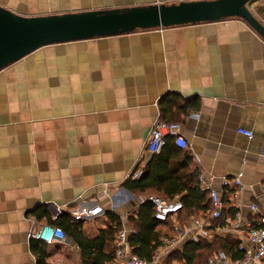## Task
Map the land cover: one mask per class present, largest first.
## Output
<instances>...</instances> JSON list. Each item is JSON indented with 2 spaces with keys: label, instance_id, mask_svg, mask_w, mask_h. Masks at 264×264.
I'll return each mask as SVG.
<instances>
[{
  "label": "crops",
  "instance_id": "obj_1",
  "mask_svg": "<svg viewBox=\"0 0 264 264\" xmlns=\"http://www.w3.org/2000/svg\"><path fill=\"white\" fill-rule=\"evenodd\" d=\"M180 1L192 0H0V6L35 16ZM248 7L264 25V0ZM171 94L198 103L181 120L191 170L219 192L222 177L242 171V215H250L251 202L263 210L264 38L246 21L229 17L50 43L0 69V264H38L33 230L63 213L73 216L75 208H103L77 218L95 238L111 224L108 211L129 229L139 203L151 193L165 197L122 183L149 159L145 139L161 117V99ZM168 221L156 227L161 240L172 234ZM43 244L45 264H81L68 233ZM176 249L155 264H181L169 257Z\"/></svg>",
  "mask_w": 264,
  "mask_h": 264
},
{
  "label": "trees",
  "instance_id": "obj_2",
  "mask_svg": "<svg viewBox=\"0 0 264 264\" xmlns=\"http://www.w3.org/2000/svg\"><path fill=\"white\" fill-rule=\"evenodd\" d=\"M178 98L180 99L179 95L171 94L166 102L164 98L161 99L162 119L181 122L192 109L198 107L195 100L182 98L179 100ZM149 156L142 166L141 174L133 178L131 173L122 183L123 187L139 192L155 188L165 196L163 199H172L174 195H180L183 206L177 216L182 223L200 211L212 210L213 206L206 192L197 183V170H191V156L188 150L176 145L173 138L167 136L162 151ZM226 196L225 192V199ZM154 211L155 207L152 202L145 199L138 204L135 212L128 216L132 229L128 235L129 244L134 253L147 261L153 259L157 247L162 243L160 233L156 230L161 221L155 218ZM229 212L233 214L234 208ZM107 215L111 224L101 228L95 238L85 235L80 229L79 219L69 214L63 213L55 220H50V223L62 227L64 232L68 233L78 244L81 251V264H108L114 259L116 235L123 226L117 214L108 211ZM238 244V238H223L215 235L211 242L204 238L197 242L186 241L180 248L172 251L169 257L176 258L181 264H208L209 258L219 250H224L233 257L240 256L242 252L238 251ZM31 245L37 255L38 264H45L46 245L33 236Z\"/></svg>",
  "mask_w": 264,
  "mask_h": 264
},
{
  "label": "built area",
  "instance_id": "obj_3",
  "mask_svg": "<svg viewBox=\"0 0 264 264\" xmlns=\"http://www.w3.org/2000/svg\"><path fill=\"white\" fill-rule=\"evenodd\" d=\"M239 132L252 136V131L246 128H238ZM167 136L173 138V142L184 148L188 142L181 132V122L166 121L161 117L152 124L148 136L145 139L144 149L147 153H160L166 144ZM142 172V166L132 172V177H138ZM242 171L236 175L221 178L222 190L219 192L211 184L204 180L202 173L197 175V183L204 190L212 203L211 211H200L182 223L177 214L183 203L180 198L163 199L159 196L150 195V200L155 207L154 216L161 223L172 219V234L165 236L159 245L160 250L151 261L140 258L133 252L129 244L128 235L131 228H123L117 232L114 259L108 264H155L156 259L172 249H176L186 241L197 242L201 238L213 239L214 236L223 238H238V251L242 254L237 257L229 255L224 250L215 252L208 260V264H264V209L261 210L255 202L249 204L250 215L244 217L240 210V199L238 191L242 188ZM226 192V199L224 193ZM234 208L233 214L229 212ZM103 212L101 206L79 207L72 210L75 218L83 216L98 215ZM60 213V211L58 212ZM32 236L50 243L54 240H61L65 232L59 225L44 223L36 227ZM52 264H62L55 261Z\"/></svg>",
  "mask_w": 264,
  "mask_h": 264
},
{
  "label": "water",
  "instance_id": "obj_4",
  "mask_svg": "<svg viewBox=\"0 0 264 264\" xmlns=\"http://www.w3.org/2000/svg\"><path fill=\"white\" fill-rule=\"evenodd\" d=\"M252 0H192L123 9L27 16L0 6V69L46 44L229 17L246 21L264 38Z\"/></svg>",
  "mask_w": 264,
  "mask_h": 264
},
{
  "label": "rangeland",
  "instance_id": "obj_5",
  "mask_svg": "<svg viewBox=\"0 0 264 264\" xmlns=\"http://www.w3.org/2000/svg\"><path fill=\"white\" fill-rule=\"evenodd\" d=\"M152 195H155V196H160L159 194H157V193H151Z\"/></svg>",
  "mask_w": 264,
  "mask_h": 264
}]
</instances>
